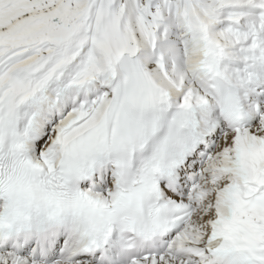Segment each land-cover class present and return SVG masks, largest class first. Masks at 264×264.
Returning a JSON list of instances; mask_svg holds the SVG:
<instances>
[{"label":"snow or ice","instance_id":"1","mask_svg":"<svg viewBox=\"0 0 264 264\" xmlns=\"http://www.w3.org/2000/svg\"><path fill=\"white\" fill-rule=\"evenodd\" d=\"M0 264H264V0H0Z\"/></svg>","mask_w":264,"mask_h":264}]
</instances>
